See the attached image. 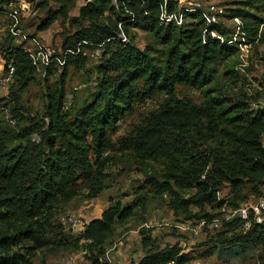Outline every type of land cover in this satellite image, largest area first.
<instances>
[{"label":"trees","instance_id":"1","mask_svg":"<svg viewBox=\"0 0 264 264\" xmlns=\"http://www.w3.org/2000/svg\"><path fill=\"white\" fill-rule=\"evenodd\" d=\"M51 1L58 9L52 10L49 0L35 4L37 10L47 12L37 31H48L59 20L63 27L68 25L74 31H69L62 40L65 70L68 66L85 68V51L97 48L105 49L106 67L95 101L75 121L64 114L65 92L61 88L49 91V123L42 125L32 120L33 124L19 134V138L27 141L26 145L9 148L8 132L0 127V222L8 227L6 231L0 230V264H23V256L12 248L37 241L36 228L43 212L77 181L90 177L93 146L89 144V137L100 153L106 147L108 134L116 131L123 117L132 114L135 106L157 97H163V103L136 127L131 144L139 154L175 163L164 181L152 177L148 180L157 195L169 197L171 210L211 224L221 217L223 207H239L219 198L226 184L235 196L249 187L254 199L263 194L264 107L253 111L247 103H236L237 122L233 123L236 130L223 129L233 138L235 156L209 150L202 159H195L200 154L198 146H204L222 128L208 110L177 98L179 85L191 88L209 85L213 80L212 66L233 55L231 47L219 39L204 41L199 32L178 35L176 26L162 24L161 16L165 12L173 14L175 0H120L117 7L112 0H88L75 17L70 13L79 0ZM193 15L197 17L201 13L197 11ZM231 17L249 21L245 30L250 34L264 24L262 19L243 9L233 10ZM130 28L154 34L165 46L162 66L156 65L147 53L120 40V34L127 36ZM211 28L210 31H219L215 25ZM184 44L189 45L188 53H184ZM4 54L7 64L12 63L16 68L12 85L16 83L20 92L28 90L37 72L31 54L20 47H8ZM10 97L15 111L18 110L21 96L11 93ZM35 134L41 137L38 144L31 139ZM191 189L195 193L183 198L180 192ZM192 207L201 209L200 213L193 214ZM207 207L214 213L206 212ZM131 215L130 207L116 202L78 235L77 242H83L89 249L92 264H109L100 263L99 259L106 253L115 223ZM221 230V244L230 258L264 243V223H254L246 231L244 223L235 218L223 222ZM141 237L144 256L136 264H191L190 255L179 245L159 248L150 231H143Z\"/></svg>","mask_w":264,"mask_h":264},{"label":"rangeland","instance_id":"2","mask_svg":"<svg viewBox=\"0 0 264 264\" xmlns=\"http://www.w3.org/2000/svg\"><path fill=\"white\" fill-rule=\"evenodd\" d=\"M38 1L0 0V55H5L8 47H20L34 55L37 67L35 81L28 90L20 92L15 83L6 96L0 98V127L8 132L6 138L9 148L26 145L27 141L19 138V134L33 124L32 120L42 125L49 123L47 107L50 90L64 89V114L70 121L78 119L80 112L95 101L102 71L106 67L105 49L97 48L85 51V68L68 66L65 70L62 40L65 34L74 31L68 25L63 27L59 20L48 31L38 32V26L47 17V12L35 8ZM49 1L52 10L58 9L55 3ZM87 1L79 0L70 16H78L80 8ZM119 1L112 0V3L117 7ZM11 2L22 7L18 19L13 18L6 8ZM175 2L173 14L165 12L161 16L162 24L176 26L178 35L190 36L199 32L204 41L208 38L219 39L234 50L233 55L212 66L213 80L209 85L203 88L179 85L177 88L180 101L208 110L213 121L222 128L220 134L211 137L204 146H198L200 154L195 159H202L209 150L235 156L233 138L227 136L223 129L236 130L233 128V123L237 122L236 103H247L253 111L264 107V24L256 33L250 34L245 30L249 21L234 19L231 12L243 9L264 21V0ZM196 5L202 7L199 10L202 11L201 16L193 15L197 12L194 10ZM209 5L224 11L217 23L208 21L206 7ZM27 7L30 9L27 10ZM212 25L219 31H210ZM15 28H20L22 34H16ZM126 35L122 33L119 36L123 43L147 53L156 65H163L166 48L154 34L130 28ZM182 47L184 53L189 52L188 44ZM114 48L112 45L111 49ZM11 93L21 96V107L16 111ZM163 99L157 97L135 106L132 114L126 115L118 123L116 131L108 134L106 147L100 153L89 137V144L93 146L90 177L77 181L72 189L67 190L64 196L43 212L36 228L37 241H28L12 248L23 256V264H68L71 258L75 260L74 264H92L89 249L83 242H77L78 234L71 229L69 219L78 218L87 222L99 219L116 202H121L123 207H130L132 215L115 223L114 233L107 241L103 256L109 264L138 263L144 256L143 231H150L159 248L179 245L183 252L190 255L191 264H264V243L249 247L230 258L226 247L221 244L219 234L222 227L214 228L210 224L202 227L200 219L176 214L168 205L169 197L166 194L157 195L148 183L150 177L164 181L165 174L175 167V163L137 153L132 148L131 135L145 118L159 110ZM31 139L37 144L41 142L37 134ZM180 193L187 199L195 190ZM218 196L237 206L254 200L252 187L244 189L240 196H235L228 184ZM191 211L198 214L201 209L192 207ZM205 211L214 213L209 207ZM7 228L0 222L1 231ZM9 233H13L11 229Z\"/></svg>","mask_w":264,"mask_h":264},{"label":"built area","instance_id":"3","mask_svg":"<svg viewBox=\"0 0 264 264\" xmlns=\"http://www.w3.org/2000/svg\"><path fill=\"white\" fill-rule=\"evenodd\" d=\"M24 4L28 6V4L24 1ZM30 6V4H29ZM10 13L11 16L15 19H18L22 14V7L14 2H11L6 7ZM201 5H196L194 10L199 11L201 10ZM30 9L27 7V10ZM207 14L209 16L208 21L210 23H217V20L219 17L224 15L223 9L215 6V5H209L206 7ZM202 13V11H199ZM15 33L22 34V30L20 28H15ZM17 43L19 41H16ZM32 58L34 59V55H32ZM15 74H16V68L15 66L10 63L7 64L6 58L4 55H0V98L6 96L7 92L11 88L12 84L15 82ZM221 217L217 218L212 221L210 225H212L214 228H220L222 227L223 222H231L235 218H239L244 223V229L246 231L250 230L253 224H263L264 223V192L263 194L255 198L251 203L240 205L238 208H232L225 206L223 209H221ZM87 221L83 219L78 218H70L69 224L71 229L76 232L78 235L83 233L88 226ZM200 225L202 227H205L208 225L207 221L202 220ZM91 243V241H89ZM100 263L107 262V260L104 259V257H101L99 259ZM75 260L73 258L70 259L68 264H74Z\"/></svg>","mask_w":264,"mask_h":264}]
</instances>
